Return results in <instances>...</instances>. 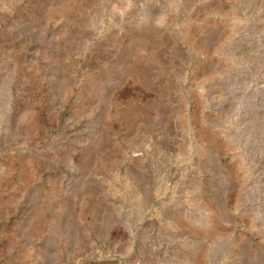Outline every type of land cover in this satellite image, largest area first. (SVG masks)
<instances>
[{
    "label": "rangeland",
    "instance_id": "obj_1",
    "mask_svg": "<svg viewBox=\"0 0 264 264\" xmlns=\"http://www.w3.org/2000/svg\"><path fill=\"white\" fill-rule=\"evenodd\" d=\"M0 264H264V0H0Z\"/></svg>",
    "mask_w": 264,
    "mask_h": 264
}]
</instances>
